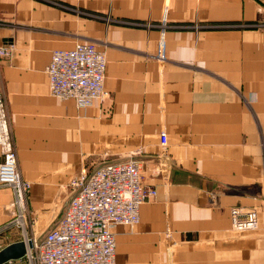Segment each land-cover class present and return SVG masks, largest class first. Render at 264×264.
Returning a JSON list of instances; mask_svg holds the SVG:
<instances>
[{"label":"crops","instance_id":"obj_1","mask_svg":"<svg viewBox=\"0 0 264 264\" xmlns=\"http://www.w3.org/2000/svg\"><path fill=\"white\" fill-rule=\"evenodd\" d=\"M85 41L107 55L112 96L78 108L51 95L46 68ZM9 44L0 91L30 236L57 223L83 168L138 152L158 195L114 228L118 264H264V0H0ZM14 201L0 187L3 247L23 239ZM237 206L258 229L233 230Z\"/></svg>","mask_w":264,"mask_h":264},{"label":"built area","instance_id":"obj_2","mask_svg":"<svg viewBox=\"0 0 264 264\" xmlns=\"http://www.w3.org/2000/svg\"><path fill=\"white\" fill-rule=\"evenodd\" d=\"M13 48V44L1 46L0 56H9ZM106 70L107 55L94 42H78L72 49L54 50L46 68L50 93L62 100H74L78 108L104 103L112 96L106 87ZM0 148V187L10 188L15 195L14 221L27 242L26 254L21 258L25 264H118L114 228L137 225L141 206L158 195L156 187L143 182L138 152L93 170L83 168L69 182L72 195L57 223L42 235L33 232L30 236L23 199L32 184L20 174L7 96L2 91ZM231 220L233 230L239 233L259 228V212L254 208H232ZM7 229L0 226V235ZM3 248L0 244V250Z\"/></svg>","mask_w":264,"mask_h":264},{"label":"water","instance_id":"obj_3","mask_svg":"<svg viewBox=\"0 0 264 264\" xmlns=\"http://www.w3.org/2000/svg\"><path fill=\"white\" fill-rule=\"evenodd\" d=\"M31 245V242H29ZM27 242L23 239L13 242L0 250V264H5L11 260H18L25 256Z\"/></svg>","mask_w":264,"mask_h":264},{"label":"rangeland","instance_id":"obj_4","mask_svg":"<svg viewBox=\"0 0 264 264\" xmlns=\"http://www.w3.org/2000/svg\"><path fill=\"white\" fill-rule=\"evenodd\" d=\"M1 92V91H0ZM27 230H28V233L29 234H31V230L27 227ZM46 230V228H43V229H37V230H35V231H37V234H41L43 231H45Z\"/></svg>","mask_w":264,"mask_h":264},{"label":"bare ground","instance_id":"obj_5","mask_svg":"<svg viewBox=\"0 0 264 264\" xmlns=\"http://www.w3.org/2000/svg\"><path fill=\"white\" fill-rule=\"evenodd\" d=\"M23 205L26 207V205H27L26 199H23Z\"/></svg>","mask_w":264,"mask_h":264}]
</instances>
